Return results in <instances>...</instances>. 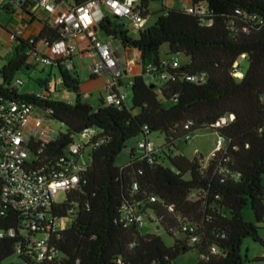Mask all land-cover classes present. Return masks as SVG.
I'll return each mask as SVG.
<instances>
[{
    "label": "trees",
    "instance_id": "16d2710c",
    "mask_svg": "<svg viewBox=\"0 0 264 264\" xmlns=\"http://www.w3.org/2000/svg\"><path fill=\"white\" fill-rule=\"evenodd\" d=\"M92 1L76 0V7ZM147 2L142 0L139 11L148 20ZM190 7L194 12L158 13L141 31L114 15L98 23L107 38L139 51L142 73L130 80V106L105 98L86 102L77 91L78 74L62 65L57 68L62 86L74 98L53 92L49 78L35 80L39 91H23L17 75L30 78L29 52L39 42L51 46L61 33L47 25L37 37L17 39L14 56L0 69V97L41 110L66 127L55 141L29 147L30 170H42L40 176L48 178L85 129L96 136L87 170L63 203L28 211L19 199L5 195L0 178V264L15 256L23 264H173L191 251L199 254L197 264H246L245 240L264 248L259 226L244 218L250 207L256 222L264 224V0H192ZM134 30L137 37L130 34ZM180 55L190 62L173 68ZM241 57L249 68L236 82ZM147 76L155 82L148 83ZM120 80L115 93H121ZM230 116V123L215 127ZM199 130L216 132L222 148L207 160L200 154L193 159L175 155L177 143ZM154 133L163 135L164 144L137 157L138 140ZM97 141L101 144L95 146ZM130 142L137 144L131 160L118 167L117 157ZM40 213L46 214L43 224L70 220L50 235V253L42 260L32 244L39 232L25 227ZM147 219L175 237L174 245L168 247L158 234L143 235Z\"/></svg>",
    "mask_w": 264,
    "mask_h": 264
},
{
    "label": "built area",
    "instance_id": "2783aa9c",
    "mask_svg": "<svg viewBox=\"0 0 264 264\" xmlns=\"http://www.w3.org/2000/svg\"><path fill=\"white\" fill-rule=\"evenodd\" d=\"M8 1V0H4ZM30 2L43 9L51 15H56L55 26L60 30L61 38L51 46L43 43L46 53L36 50L30 54L32 63H44L53 68L60 65L74 68L71 59L78 53V38L87 36L91 51L98 57L93 73L96 76H104L111 73L112 78L107 83V94L105 99L108 103H121L125 101L122 93H115L119 80L122 78L123 69L132 73L133 64L124 63L117 55L112 45L100 40L94 28L105 17L100 9V4H105L112 15L126 18L132 29L141 31L147 24V19L139 11L138 0H93L92 2L73 7L65 11L59 10V0H20ZM188 12L194 10L186 7ZM23 38L21 31L10 34L9 40L16 42ZM34 43V40H31ZM180 65L179 58L172 63L173 68ZM166 74L162 79H166ZM196 77H189L194 81ZM46 118H48L46 116ZM233 116L224 117L216 123L215 127L220 128L230 123ZM58 133L50 129L44 119L36 114V109L30 105L8 102L0 97V178L4 182V193L6 196L19 199L20 205L28 210L36 212L40 208H47L54 202L60 192H69L76 188L80 181V175L87 170L89 163L90 143L94 140L96 132L85 129L79 136L80 141L72 144L60 158L62 164L57 172L48 178L40 176L42 170L32 172L28 167L31 160L29 147L40 143L49 144L57 138ZM101 144L97 141L95 146ZM222 138L216 143L217 150L222 148ZM141 151L151 152L154 144L150 140H143L138 145ZM39 153V151H38ZM46 214L40 213L37 221H33L26 229L39 234L32 239V244L38 254V260H42L50 253L48 249L49 237L52 233L63 229L66 226L65 220L61 222L50 221L45 223ZM140 227L144 226L142 217L136 218ZM14 236L13 231H9ZM42 236V238H38ZM3 237V234H0ZM54 255V253H52Z\"/></svg>",
    "mask_w": 264,
    "mask_h": 264
},
{
    "label": "crops",
    "instance_id": "0c3cea01",
    "mask_svg": "<svg viewBox=\"0 0 264 264\" xmlns=\"http://www.w3.org/2000/svg\"><path fill=\"white\" fill-rule=\"evenodd\" d=\"M192 0H148L146 11L148 13V20L146 25H152L158 17V13H162L165 10H184L186 7L191 6ZM142 3V0H138V5ZM10 6L9 11L5 10L4 7ZM25 7V9H23ZM76 7V0H59V10L65 11L70 8ZM100 9L105 17H113L111 11L105 4H100ZM56 15H51L44 11L43 9L37 7L30 2H22L20 0H0V69L5 65L8 58H12L15 54V49L18 46V42H11L9 40L10 34L16 31H21L23 33L24 39H29L32 37L39 36L45 26L55 25ZM95 31V29H94ZM96 32L97 37L112 45V48L116 52V55L124 62H130L133 64V72L130 73L123 69V75L121 78L120 92L125 96V104H127L128 93L130 92L129 85L130 80L138 75H141L142 68L140 64L139 51L130 48H123L118 42L111 38L101 39L98 33L101 32L99 29ZM136 36H138V32ZM102 33V32H101ZM104 34V33H103ZM105 35V34H104ZM106 37V36H105ZM39 52L46 53L47 48L43 42H39L36 46ZM92 57L90 61V76L89 80L86 82H81L80 93L83 99L91 103L94 99V94L98 95L100 98H105L107 94V83L112 78L111 73H106L104 76H94L93 68L95 63L98 61V57L92 53L90 41L87 36H81L78 38V53L73 57L72 62L74 65V71L77 72L76 63L84 64V59L87 57ZM31 70L36 71L37 64L29 62ZM52 69V68H51ZM79 76V74H78ZM41 78V77H39ZM80 78V77H79ZM81 81V79H80ZM34 91L33 87L29 89ZM93 104V103H91Z\"/></svg>",
    "mask_w": 264,
    "mask_h": 264
},
{
    "label": "rangeland",
    "instance_id": "374dc122",
    "mask_svg": "<svg viewBox=\"0 0 264 264\" xmlns=\"http://www.w3.org/2000/svg\"><path fill=\"white\" fill-rule=\"evenodd\" d=\"M130 34L131 36H136V32L134 31H132ZM98 36L103 40L107 39V37H105V35L101 32L98 33ZM161 52H162V57L164 58L165 52H167V46L162 47ZM178 58L182 65L188 64L190 62L189 58H187L184 55H180ZM91 59L92 57L90 56L83 60L84 63L87 64V66H85L84 64L80 65V63L75 64L77 67V72L79 74L81 82H86L89 80V76H90L89 66H90ZM36 67H37L36 71L31 72L30 78H29V75L24 74V73H19L17 75V77L20 78L25 83L24 86L21 87L23 91H28L32 87L39 91L40 87L35 83V80L38 79L39 77H41L42 79L49 78L51 80L50 88L53 92H55V90L58 91L63 96V98H74L75 94L73 92H68L63 88L58 69L56 68L51 69L50 66L44 63L37 64ZM248 68H249L248 59L246 57L239 58L237 62L236 72L234 74V79L236 80V82H241L244 79L246 72L248 71ZM145 79L148 83L155 82L154 78L150 76H147ZM129 96L130 98H128L127 100V106L131 105V98H132L131 91L128 93V97ZM99 100L100 99L98 95L94 94V99H92L89 102L93 104H97ZM36 114L42 117L44 121L49 125L50 129L53 130L55 133H65L66 132V127L64 125H62L61 123L57 121H52L46 118L47 115L43 113V111L36 110ZM149 140L152 144H154L155 148H160L164 144V137L163 135L159 133H154L150 135ZM218 140H219V136L216 132L211 131V130H199L191 134L190 137H188L187 139L181 140L177 143L178 150L176 151L175 155L184 154L187 158L193 159L198 154H200L205 158V160H207L217 150L216 143ZM76 141L79 142L80 138L77 137ZM138 141L142 142L143 139H139ZM136 146L137 144L133 142H130L127 145L126 149H124V151L117 157L118 167L126 166L130 162L131 160L130 152L133 149H136ZM141 154H142V151L139 149H136V156L140 157ZM65 200H66V193L60 192L55 197L54 202L63 203ZM244 218L247 222H251L259 226L260 236L262 239H264V224L263 223L258 224L256 222L255 216L250 207H247L244 210ZM65 223L66 224L70 223V220L66 219ZM141 233L143 235H147V234L160 235L164 243L168 247L173 246L175 239H176L175 237L169 236L163 230L158 231L156 228V225L149 222L148 219L146 221L145 227L141 229ZM38 238H42V236H38ZM241 251H242V254L248 258V261L246 264H264V260H260L264 258V248L259 243H255L252 239H247L244 241ZM198 261H199L198 252L191 251V252H188L180 256L177 260L173 262V264H197ZM11 263L23 264L20 260H18L16 256L9 259L4 264H11Z\"/></svg>",
    "mask_w": 264,
    "mask_h": 264
},
{
    "label": "water",
    "instance_id": "95a60500",
    "mask_svg": "<svg viewBox=\"0 0 264 264\" xmlns=\"http://www.w3.org/2000/svg\"><path fill=\"white\" fill-rule=\"evenodd\" d=\"M94 29H95V31H97L98 27L96 26ZM77 91L80 92V88H78Z\"/></svg>",
    "mask_w": 264,
    "mask_h": 264
},
{
    "label": "clouds",
    "instance_id": "9594fccd",
    "mask_svg": "<svg viewBox=\"0 0 264 264\" xmlns=\"http://www.w3.org/2000/svg\"><path fill=\"white\" fill-rule=\"evenodd\" d=\"M237 66V65H236Z\"/></svg>",
    "mask_w": 264,
    "mask_h": 264
}]
</instances>
